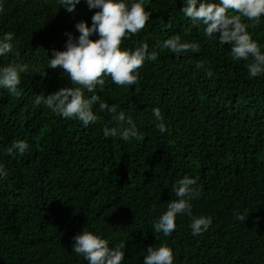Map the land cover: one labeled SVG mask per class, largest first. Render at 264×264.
Masks as SVG:
<instances>
[{
  "label": "trees",
  "instance_id": "16d2710c",
  "mask_svg": "<svg viewBox=\"0 0 264 264\" xmlns=\"http://www.w3.org/2000/svg\"><path fill=\"white\" fill-rule=\"evenodd\" d=\"M181 7L182 0H146L150 23L122 47L147 42L151 49L157 40L187 33L185 39L201 44L200 53L159 52L140 70L137 85L107 79L102 93L97 88L133 117L145 138L123 142L104 138L105 126H117L107 113L84 128L34 104L37 94L72 86L60 69H46L48 59L65 50V32L79 35L75 23L91 26L96 10L83 2L67 13L57 0H0V35L15 34L14 50L0 65L29 66L20 96L0 90V163L10 173L0 180V264H88L72 253V238L84 227L112 245L125 241L128 264H142L147 247L159 244L152 223L173 196L171 184L185 174L202 185L193 215L212 216L213 224L193 237L190 218H177L172 236L160 238L173 249L174 264H264V78L249 79L246 62H234L229 45L205 41L203 26L193 27ZM244 22L264 44V19ZM155 107L165 116L164 134ZM15 140H26L30 152L3 155ZM245 210V222L237 221L233 213Z\"/></svg>",
  "mask_w": 264,
  "mask_h": 264
},
{
  "label": "clouds",
  "instance_id": "9594fccd",
  "mask_svg": "<svg viewBox=\"0 0 264 264\" xmlns=\"http://www.w3.org/2000/svg\"><path fill=\"white\" fill-rule=\"evenodd\" d=\"M82 2L89 11L96 10L91 16V26L80 21L74 24L78 36L65 32V50H53L46 68L60 69L72 86L48 95L37 94L34 104L45 106L62 120L79 121L84 128L96 124L97 113H107L117 126H105L102 129L104 138L119 136L123 142L142 141L145 138L133 117L126 115L124 110L117 111L116 105L109 104L97 94V88L102 93L106 80L110 79L113 84L130 89L139 83L140 70L145 63L156 62L159 52L168 51L180 58L189 53H200L201 44L185 39L188 35L185 33L184 36L174 34L157 40L151 49L147 42H141L135 48L122 47L123 41L139 34L150 23L152 12L146 10V0H57L59 8L67 13H74ZM182 4L179 12L193 27L203 26L205 41L216 40L220 45H229L231 59L246 62L249 79L264 78V44L253 39L248 31L249 23L244 22L259 24L264 19V0H182ZM93 36L98 39H91ZM14 40L15 34L11 31L0 35V58L13 52ZM197 67L204 69L205 65L201 62ZM44 70H38V73L46 76ZM28 71L27 64L0 65V90L20 96L22 76ZM205 71L208 77L213 76L211 69ZM152 116L159 133L167 132L165 116L159 107L152 109ZM30 150L31 145L26 140H15L5 148L3 155L15 158ZM9 174L6 165L0 163V180ZM198 179L185 174L171 184L173 196L151 226L159 244L147 247L146 254H142V264H174L173 249L166 240L160 242V238L172 236L178 217L190 218L188 227L193 237L203 235L213 224L212 216L193 215L192 201L202 194ZM233 215L237 221L245 222L249 214L245 210ZM72 240V253L88 264H128L125 241L112 245L98 230L88 227L74 235Z\"/></svg>",
  "mask_w": 264,
  "mask_h": 264
}]
</instances>
